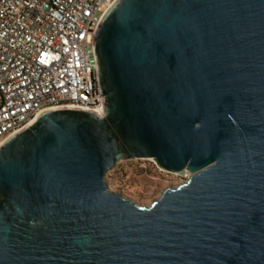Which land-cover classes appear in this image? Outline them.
Masks as SVG:
<instances>
[{
	"label": "water",
	"instance_id": "water-1",
	"mask_svg": "<svg viewBox=\"0 0 264 264\" xmlns=\"http://www.w3.org/2000/svg\"><path fill=\"white\" fill-rule=\"evenodd\" d=\"M93 54L100 113L0 145V264H264V0H116ZM132 159L189 176L137 205Z\"/></svg>",
	"mask_w": 264,
	"mask_h": 264
},
{
	"label": "built area",
	"instance_id": "built-area-1",
	"mask_svg": "<svg viewBox=\"0 0 264 264\" xmlns=\"http://www.w3.org/2000/svg\"><path fill=\"white\" fill-rule=\"evenodd\" d=\"M115 1L0 0V145L45 111H102L93 37Z\"/></svg>",
	"mask_w": 264,
	"mask_h": 264
},
{
	"label": "rangeland",
	"instance_id": "rangeland-1",
	"mask_svg": "<svg viewBox=\"0 0 264 264\" xmlns=\"http://www.w3.org/2000/svg\"><path fill=\"white\" fill-rule=\"evenodd\" d=\"M104 180L109 191L143 206L158 199L165 188L184 181L180 174L160 170L151 159L120 161L105 174Z\"/></svg>",
	"mask_w": 264,
	"mask_h": 264
}]
</instances>
